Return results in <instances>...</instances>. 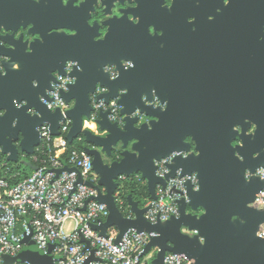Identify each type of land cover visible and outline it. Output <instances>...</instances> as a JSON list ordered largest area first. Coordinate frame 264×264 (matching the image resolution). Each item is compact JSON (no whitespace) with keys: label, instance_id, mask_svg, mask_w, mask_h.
<instances>
[{"label":"water","instance_id":"1","mask_svg":"<svg viewBox=\"0 0 264 264\" xmlns=\"http://www.w3.org/2000/svg\"><path fill=\"white\" fill-rule=\"evenodd\" d=\"M71 1L39 0L37 19L0 12V160L17 162L33 154L40 143L38 127L44 123L51 135L59 134L63 115L49 110L40 98L48 97L56 73L67 74L73 82L61 97L73 105L65 111L71 120L65 137L71 143L83 136L84 151L98 175L96 184L84 183L97 190L94 200L108 212L104 221L90 225L93 230L105 237L114 226L115 243L130 229L154 233L144 246V253L157 248L152 264H163L166 252L183 253L193 264H264V238L256 235L264 225V205L253 204L264 180L245 177V170L253 173L264 166V59L250 57L243 64L232 58L225 45L212 43L211 21L203 18L206 26L194 32L183 23L182 38L162 29L149 34L146 18L137 24L109 18L108 31L98 40L84 18L74 34L59 32L70 29L71 12L86 13V0L79 6ZM125 1L102 0L104 12ZM212 1L221 7L218 22L224 23L227 6ZM218 29L224 42L227 26ZM126 60L131 62L127 68L121 65ZM66 61L75 62L69 73ZM105 65H113L117 77L109 79ZM231 69L234 74H204ZM96 84L106 87L101 96L105 102L118 97L123 116L119 125L109 121L108 111L101 112L96 122L101 134L83 128ZM135 110L138 114L132 116ZM181 151L186 156L172 159L165 178L155 175L154 160ZM177 170L180 176L194 172L197 179L196 188L185 182L188 200L178 201L177 217L151 223L144 216L147 207H139L129 195L133 217L118 210L114 192L119 175L139 174L149 198L155 199L156 186L164 187ZM24 242L26 247L15 257L4 256L3 264H53L33 241ZM94 259L91 250L82 264Z\"/></svg>","mask_w":264,"mask_h":264},{"label":"built area","instance_id":"2","mask_svg":"<svg viewBox=\"0 0 264 264\" xmlns=\"http://www.w3.org/2000/svg\"><path fill=\"white\" fill-rule=\"evenodd\" d=\"M75 63L66 61L64 70L69 73ZM125 68L131 62L122 61ZM109 79L117 77V70L113 65L103 66ZM73 78L67 74H55V81L51 89L47 90V98L40 100L46 107L54 111L58 109L63 115L59 121V134L53 136L48 124L38 127L40 143L35 152L29 156L28 165L34 167L26 178L11 183L18 172L11 171L10 162L0 160V264L4 263V256L15 257L25 247V239L31 240L35 248L42 254H49L53 264H82L93 250L94 260L89 264H152L147 262L155 258L157 248H151L144 253V246L155 236L154 233L136 232L127 230L120 240L115 243L118 230L111 226L106 230V236H101L91 228V224L99 220L104 221L107 209L104 204L94 200L97 190L84 182L96 184L98 175L93 171L91 157L84 150H67L66 134L71 120L65 116V111L71 108L73 101L67 103L61 92L67 91ZM106 87L96 84L89 94L91 111L88 118H83V128L95 134L96 122L99 114L108 111L107 118L111 122L122 124L120 115L121 106L118 97L105 102L102 94ZM121 92V91H120ZM156 106L158 101L154 99ZM138 114L135 110L131 115ZM86 124H91L89 127ZM186 152H171L169 155L154 160L155 175L165 178L169 172L168 165L176 155L186 156ZM65 168H72L68 171ZM58 171V173H57ZM177 170L173 177L165 179V186H156L155 199H148L143 207H147L145 218L155 223L169 220L178 216V201L184 198L187 201L185 182L188 180L196 188V175H179ZM257 176L264 180V166L257 167L253 173L245 170V177ZM141 180L139 174L132 176ZM125 175L117 177V187L120 182L128 178ZM78 178L82 181L78 182ZM143 180V179H142ZM144 181V180H143ZM145 182V181H144ZM114 199L118 210L124 217L132 218L133 213L126 203L114 192ZM253 204L264 205V189L256 194ZM256 235L264 238V225H261ZM88 242V247L80 239ZM12 264H29L28 262H14ZM163 264H193L192 260L183 253L166 252Z\"/></svg>","mask_w":264,"mask_h":264},{"label":"flooded vegetation","instance_id":"3","mask_svg":"<svg viewBox=\"0 0 264 264\" xmlns=\"http://www.w3.org/2000/svg\"><path fill=\"white\" fill-rule=\"evenodd\" d=\"M39 0H0V12L9 14L28 13L32 19L39 16ZM175 1V2H174ZM66 0H62L65 4ZM83 0H72L73 6H79ZM173 2L175 5H173ZM215 2V1H214ZM222 5H226V19L228 33L224 42L220 39L219 27L224 23L218 22V14L223 11L212 0H128L122 4L115 3L104 12L102 0H86V13L71 12L68 16L70 29H61L59 32L74 34L75 28L84 18V23L97 35L94 40L102 39L108 31L107 19L125 18L134 24L140 19L148 20L149 34H160L161 29L166 35L178 34L184 37V24L189 23L191 31H197L206 25L202 18L210 20V25L214 30V44L225 45L224 50L236 60H241L243 64L250 57L264 59V0H222ZM158 5V6H157ZM83 8L85 9L84 5ZM184 23V24H183ZM155 28H157L155 30ZM184 39V38H183ZM169 39H165L168 46ZM180 40V39H179ZM184 42V40H183ZM162 45V44H160ZM252 58V59H253ZM128 61V60H126ZM130 62V61H129ZM75 63V62H74ZM204 74H234L230 71H208Z\"/></svg>","mask_w":264,"mask_h":264},{"label":"trees","instance_id":"4","mask_svg":"<svg viewBox=\"0 0 264 264\" xmlns=\"http://www.w3.org/2000/svg\"><path fill=\"white\" fill-rule=\"evenodd\" d=\"M86 146L87 145L83 140V136L80 135L78 139H75L73 140V142L68 143L67 150L70 149L84 150ZM27 157L29 159V156ZM29 168L31 169V166H29ZM11 171H13L12 168ZM13 172H17V171H13ZM30 174L27 175V173H25L24 171L21 174L18 172V175L10 181L11 183L17 182L23 178H26ZM116 192H118L119 197L124 201V205H126L127 203L128 195L138 203L139 207H143L146 201L149 199V194L145 182L142 179L137 180L134 177H128L122 182H120L118 187L116 188Z\"/></svg>","mask_w":264,"mask_h":264},{"label":"rangeland","instance_id":"5","mask_svg":"<svg viewBox=\"0 0 264 264\" xmlns=\"http://www.w3.org/2000/svg\"><path fill=\"white\" fill-rule=\"evenodd\" d=\"M28 161H29V159L27 156H20V159L17 162H10L9 165L13 169V171H17L20 174L23 173V171H24L28 175V174H30V172L32 170L29 168ZM181 230L183 232H185L184 229H181ZM147 262H151V260L148 258Z\"/></svg>","mask_w":264,"mask_h":264},{"label":"bare ground","instance_id":"6","mask_svg":"<svg viewBox=\"0 0 264 264\" xmlns=\"http://www.w3.org/2000/svg\"><path fill=\"white\" fill-rule=\"evenodd\" d=\"M86 125H88L89 127H93V125H91V124H86Z\"/></svg>","mask_w":264,"mask_h":264},{"label":"crops","instance_id":"7","mask_svg":"<svg viewBox=\"0 0 264 264\" xmlns=\"http://www.w3.org/2000/svg\"><path fill=\"white\" fill-rule=\"evenodd\" d=\"M31 169H32V167H31Z\"/></svg>","mask_w":264,"mask_h":264}]
</instances>
